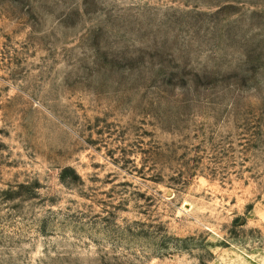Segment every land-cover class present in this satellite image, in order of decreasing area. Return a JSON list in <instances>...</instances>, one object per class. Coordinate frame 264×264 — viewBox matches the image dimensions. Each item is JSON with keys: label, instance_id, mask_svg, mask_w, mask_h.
Wrapping results in <instances>:
<instances>
[{"label": "rangeland", "instance_id": "obj_1", "mask_svg": "<svg viewBox=\"0 0 264 264\" xmlns=\"http://www.w3.org/2000/svg\"><path fill=\"white\" fill-rule=\"evenodd\" d=\"M0 264H264V0H0Z\"/></svg>", "mask_w": 264, "mask_h": 264}, {"label": "trees", "instance_id": "obj_2", "mask_svg": "<svg viewBox=\"0 0 264 264\" xmlns=\"http://www.w3.org/2000/svg\"><path fill=\"white\" fill-rule=\"evenodd\" d=\"M67 171H68V168H66V169L64 170V173L67 172Z\"/></svg>", "mask_w": 264, "mask_h": 264}]
</instances>
